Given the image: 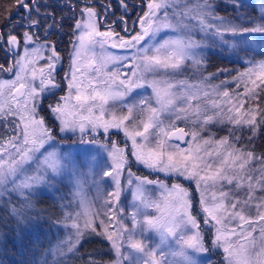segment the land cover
<instances>
[{"label":"snow or ice","instance_id":"6c2138e0","mask_svg":"<svg viewBox=\"0 0 264 264\" xmlns=\"http://www.w3.org/2000/svg\"><path fill=\"white\" fill-rule=\"evenodd\" d=\"M119 3L127 11L124 0H119ZM13 6L16 9L15 16L10 14L3 26H0V49L6 55L14 57V67L19 71L15 74V80L0 84V96H5L3 88H7V96L4 102L0 103V116L13 115L21 109L28 115L20 116L23 126L19 132L13 129L15 135L8 138L7 145L0 144V190L9 196L13 193L20 195L27 193L30 197L41 185L51 184L64 174L62 156L56 151L48 150L56 146L53 129L46 127L45 119L39 116L38 105L35 103L40 99L41 93L59 87L54 75L59 57L55 54L54 44L46 39L43 44L31 49L24 45L25 41L36 44L39 33L34 30L46 32L47 29L54 27L46 24L49 14L41 16L40 0H14ZM233 6L239 11L243 5L236 0ZM146 7L147 11L133 22L139 25L140 31L133 32L128 39L111 29L99 31L98 13L87 4L81 9V17L86 14L83 23L77 21L74 25L79 34L76 35L70 59L72 64L76 65L79 58L87 57V67L93 69L96 84L93 85L89 81L92 92L85 95L76 83V71H79V67L74 71L70 66L65 79L68 80L70 90L76 89L74 99L80 108L90 100L96 103L87 109L89 116L81 117V122L69 120L67 117L70 113L60 104L50 106L54 119H59V132L84 133L86 126L82 121L87 120L88 130L91 131L103 129L106 133L109 129H122L132 141V150L127 155L124 149L115 145L109 150L112 164L103 175L111 178L112 190L105 194L104 206L107 210L102 213L104 219H100L99 226L94 220L101 214L89 215L90 203L81 197L79 203L84 206V212L65 214L62 225L58 226L68 229L70 234L63 240H58L57 244L49 249L43 264H49L48 255L53 256V264H63V261L55 257L75 254L87 232L110 242L117 257L115 264H124L126 260L129 264H207L206 254L210 248L205 244L206 235L201 232V223L211 225L213 221L216 234L208 243L214 248H222L225 254L223 264H264V227L261 228L262 241L258 251L254 243L249 245L238 243L240 240H249L252 231H255L254 227L247 236H244L242 224L238 225L241 228L240 233L236 232L235 227L223 231L219 227L224 219L243 221L251 227L256 221L245 213L251 212L253 208L257 211L264 209V155L256 156L253 151L242 150L233 143L240 140V137L234 134L235 127L239 129L247 127L254 135L259 128L264 127V113L258 111V105L245 108L247 100L237 99L236 103L232 104L228 91L221 92L219 85L209 83L216 77L215 73H210L207 77L202 76L199 84L174 79L184 71L185 62H190L197 71L204 66L205 60L197 55L196 50L206 45L202 40L193 38L194 32L203 34L213 43H216L218 38L221 46L230 48L237 55L240 52L247 54L254 51L256 43L260 42L259 54L264 55V2L258 9V16L250 18L237 15L235 19L217 15L214 0H197L194 4H189L186 0H148ZM16 17H19V20H16ZM192 20L196 21L195 25L191 23ZM121 22L125 24L122 30L127 34L129 31L127 21L121 18ZM165 31H171L176 35L156 41V37ZM146 38L156 42L142 45ZM110 41L113 49H136V54L131 57L105 54V46ZM97 48L101 53L99 57ZM45 49L51 51L52 55L47 57L46 69L42 66L37 70L35 60L42 58L41 52ZM109 63L124 65L129 71L105 72ZM249 63L253 67L245 73L238 74L236 79L239 81L246 78L251 87L245 88V95L250 94L252 99H259L257 89L264 91L261 87L264 85V60L253 59ZM28 65L32 67L29 68ZM3 69L4 66L0 65V70ZM254 69H258V72ZM8 71H12V68ZM25 72H30L29 78L20 75ZM37 74L40 77L38 85L34 84ZM143 88L151 89L156 106H153L152 98L128 100L135 89ZM213 92L218 98H228L231 106L227 107V113H231L230 115H222L224 106L211 98ZM201 94L206 103L203 106L199 103L193 106L192 101L199 100ZM71 98V94L62 97L65 102ZM109 102H112L110 111L105 107ZM5 104L8 105L7 108L4 107ZM92 107L99 108V114L95 117L92 116ZM118 107L126 111L118 113L116 111ZM106 111L108 119H105ZM163 114H167L166 118L169 120L173 117L175 120L194 117L193 123L198 126L197 130L185 132L174 123L165 126L164 119L161 118ZM209 124L234 126L228 130L229 136L215 141L225 149L224 154L220 151L214 154L205 153L210 158L215 155L218 160L205 161L199 154V149L193 153L189 149H181L179 144H168L170 150L165 151L166 142L173 137L177 141L183 140L185 136L196 140L200 135V129ZM150 135L153 137L155 147L146 149L145 142L149 140ZM138 137L141 138L140 143H137ZM203 143L208 144L210 141L204 140ZM185 152L188 154L185 155ZM129 156L149 168L176 173L194 182L197 189L201 185L205 189L216 188L219 185V191L211 192V203L201 196L200 211L204 215L198 219L197 215L193 214V198L186 189L177 184L169 191L161 182V188L167 192V196H164V192L161 193L164 196L162 205L160 202L144 198V186L153 184L154 181L146 178L141 180L137 177L135 202L130 213L132 227L129 229L124 223V208L119 207L123 191L121 177L126 166L129 168V179L126 183L129 186L133 184ZM225 184L231 186V191L224 190ZM241 189L244 190L243 200L237 196ZM257 191L260 193L259 196L256 195ZM173 192L176 193L174 198ZM225 201L229 203L226 205ZM253 201L256 203L253 204ZM25 207H30L28 200L25 201ZM66 207L71 208V200ZM149 208L155 209L158 215L147 214L146 210ZM220 212L225 215L218 216L217 213ZM11 214L18 222L25 218L23 209L16 206L11 208ZM258 220L264 221V214L259 215ZM98 227L101 230L98 231ZM148 232H155L159 236V242L151 247L146 242L145 234ZM230 236H236L237 240H230ZM125 244L135 253L142 255L135 261L131 260L121 251ZM197 254L201 255L198 257Z\"/></svg>","mask_w":264,"mask_h":264},{"label":"rangeland","instance_id":"374dc122","mask_svg":"<svg viewBox=\"0 0 264 264\" xmlns=\"http://www.w3.org/2000/svg\"><path fill=\"white\" fill-rule=\"evenodd\" d=\"M215 1H220L221 3V4H215V7L217 9L216 14L219 16L232 18V19H235L237 15L250 17L248 15L249 13L248 7L255 4L257 6V12H258V9L261 8L262 2H264V0H239V2L243 6L239 8V11H237V8L233 6L234 3H236V0H215ZM186 2L189 4H194L197 2V0H186ZM146 3H148V0L146 1ZM225 7L227 8L225 9ZM223 9H225L226 12H223ZM227 12H229V14H226ZM7 17H5V19H2V23L0 26H2L6 22ZM185 22L188 23L189 21H185ZM191 23L195 25L196 21L192 20ZM98 26H99V31L109 30L107 29L106 26H101V25ZM78 34L79 32H77V35ZM174 35H176V33H173L171 31H165L156 37V41H159L162 38H166L167 36H174ZM193 38L197 40H202L206 45L205 47L196 50L197 55L199 57H203L204 60H206L208 54L211 51H214L222 56H225L226 60L231 63L230 65L225 66L223 68H218L213 72H207L204 70L205 63L203 68L200 71H197L195 68L191 66L190 62H185L183 66L184 71H182L177 76H175L174 79L177 81H181V80L188 81L191 84H199L201 82L202 76L207 77L210 73H215L216 77L211 79L209 83L211 85H219L220 86L219 90L221 92L225 90L228 91L232 104H235L237 99L247 100V103L245 104V108L255 107L258 105V111L261 113L262 109L264 110V100L261 99V103H260L258 99H252L250 94L246 96L245 88L251 87V84L247 81L246 78H242L239 81H237L236 79L238 74L245 73L250 67H253V65L250 64L249 61L253 59H255V61L264 60V55H258V53H261L260 42L256 43L254 47V51H249L247 54L244 52H240L237 55L234 54L230 48L226 49L225 47L221 46L218 38H216L217 42L213 43L211 39L206 38L203 34L195 33V32L193 34ZM156 41H151L146 38V41L142 42V45L146 46V44L155 43ZM100 54L101 53L97 48V57H99ZM105 54H114L118 56L127 55L131 57L136 54V49H131V50L127 49L121 52L112 49L106 45ZM108 71L128 72L129 68L124 65H115L109 63L105 72ZM254 71L258 72V69H254ZM259 83L260 82L257 80V84ZM261 87L264 88V85H261ZM205 90L212 91V89L210 88H205ZM257 92L258 93L260 92L259 88L257 89ZM70 94L72 97L75 96L72 89L67 94V96H69ZM140 98H152L153 106H156L150 88L135 89L132 92L131 96L128 97V100H132V99L139 100ZM211 98L213 100H217L218 103L223 104L224 111L222 112V115L231 114V113H227V107L231 106L228 103V98H224V97L218 98L215 95V92H213ZM73 103L74 102H70L69 100L65 103L58 102V104H60L62 107L65 108L66 112L70 113V115L67 117L69 120L74 119L77 122H81V117L89 116V112L87 111V109L96 102L91 100L88 101V103L85 104L84 106L83 112H80L82 108L79 111H74L75 108ZM198 103L201 104L202 106L204 103H206L202 94L199 100L192 101L193 106H195ZM111 106H112V102H109V105L105 107L107 110L110 111ZM210 108L211 106L209 105V109ZM116 111L118 113H123L126 110L118 107ZM98 114H99V108L92 107V116L95 117ZM209 114H211V110ZM166 116L167 114H163L161 116V118L164 119L165 126H167L169 123H174L177 126L183 127L184 130L187 132L197 130L198 126L193 123L194 117L190 116L187 120H175L173 117L171 120H169L166 118ZM105 119H108V111L105 112ZM54 120L55 122H54V126L52 125L53 126L52 129H53V135L55 137L54 142L56 146L55 148H48V150L56 151L62 156L64 163V174L61 177H58L56 180L52 181L51 184L41 185L38 189L34 191L36 192V194L38 193L49 194L50 196H52L53 198L57 199V201L60 202V206L62 209V217L58 222L55 223V227L57 228L58 233L55 236V241L53 242L51 248L57 244L58 240H63L66 235L70 234L68 229L62 226H58V225H62L65 214L69 212H84L85 210L84 206L79 203L81 197H83V199L86 202L90 203L91 211L89 215H91L92 213L101 214V215H97L94 220L95 224L99 226L100 219H104L102 213H104L107 210L106 207L104 206L105 194L112 190L111 178L105 177L103 175V173L106 170H108L110 168V165L112 164V159L109 150L113 145L121 149H124L125 155H127L132 150V141L124 133L122 129H109V131L106 133L103 132V129H97L96 131H91L88 130V121L83 120L82 122L86 126V131L84 133H80L79 131L75 133L59 132V123H60L59 119H54ZM230 128H234V126L229 124L206 125L203 129H200V135L197 137L196 140H191V138L187 136L185 143L183 145L182 144L180 145L179 143L171 140L167 141L165 144V151L170 150L168 148V144H179V147L181 149H189L193 153H195L196 150L199 149V154L204 157L205 161L218 160V157H216L215 155H213L210 158L207 155H205V153L212 152L214 154L216 151H220L221 154H224L225 149L219 146L217 143H215V141L223 137L229 136L228 130ZM243 129L246 130L248 128L244 127ZM243 129H239L238 127H235L234 134L238 136L237 133H239ZM204 140H209L210 143L204 144L203 143ZM239 141H233V143H235L236 147L241 148L242 150H247L242 143H239ZM140 142H141V138L138 137L137 143ZM45 147L47 148L48 145L46 144ZM152 147H155V143L153 137L150 135L149 140L145 142V148L147 149ZM253 152L255 153L256 156H260L259 153L255 151ZM184 154L187 155L188 152H185ZM128 159L131 165L130 171L132 173L131 178L133 180V184L129 186L126 183V181L129 179L128 176L129 168L126 166L121 177L123 191L121 193L119 207L124 208V223L129 229L132 227L130 223V213L133 211V204L135 202L134 193H135V184L137 182L136 181L137 177H139L141 180L146 178L147 180L154 181L153 184H148L144 186L145 187L144 198L149 201L160 202L162 205L164 203V196H167V192H165L164 189L161 188L160 186L161 182L167 186L169 191L172 190L173 185H177V184L180 185L181 188L186 189L189 193V196L193 198L192 199L193 210L197 208L195 204L200 205L199 201L201 200L202 195L204 196L205 200L208 203H211V195H210L211 192L219 191V185H217L216 188L210 187L207 189H205L203 185H201V187L197 189L196 184L194 182L189 181L186 178L176 173L162 172V171H158L157 169L149 168L144 164L136 162L134 158H132L131 156H129ZM33 167H35V164H33ZM215 167L216 165L214 164V168ZM226 171H228L227 168ZM224 190L231 191V186L225 184ZM2 192L3 190H0V193ZM162 192H164V196L161 195ZM77 193H79L80 195H77ZM175 195L176 193L173 192V198L175 197ZM256 195L257 196L260 195L259 191L256 192ZM20 196H24V195H20ZM237 196L239 199L243 200L245 198L244 190L243 189L239 190ZM69 200H71V208L66 207L69 203ZM225 203L227 205L229 201H225ZM252 203L255 204L256 201H253ZM146 211L147 214L149 215H158L156 210L153 208H149ZM193 214L197 215V217L200 215H201L200 217H202L204 215L202 212L197 213L195 211H193ZM261 214H264V209H260L259 211H257L255 208H253L251 212L245 213L246 216H250L256 221L251 227L249 226V224L236 219H232V220L224 219L222 220V225L219 227H221L222 231L224 229L230 230L231 228L235 227L236 232L240 233L241 228L238 227V225L242 224L244 236H247L248 232L251 231V228L254 227L255 231H252L251 238L249 240H240L238 241V243H244L246 245H249L250 243H254L255 249L258 251L262 241L261 228L264 227V221L258 220V216ZM217 215L223 217L225 213L220 212L217 213ZM200 217H198V219ZM81 223H83V218L81 219ZM205 226L206 225L201 223V232L202 234L206 235V239H205V244H206L208 243L207 240H209L210 238L208 236V233L210 232L208 231H211L212 233L211 235V240H212L216 234L215 233L216 226L214 221L210 225L211 228ZM97 230L99 231L101 230V228L98 227ZM145 237L147 238L146 242L149 244L150 247L159 242V236L155 232H148L145 234ZM229 239L232 241H236L237 237L230 236ZM108 249L113 253V259L110 260L109 263L107 264H115L117 257L114 250L111 247V244L108 245ZM219 250L220 248H214L213 246L210 247V251L206 254L207 264H223L225 259V254L223 253L222 255L223 258H220ZM121 251L124 255L129 256L130 259L133 261H135L137 257L142 255L139 253H135L134 250L130 249L127 244H125L122 247ZM199 255L201 254H197L198 257ZM220 259L223 261L221 262ZM124 264H129V261L127 260L124 261Z\"/></svg>","mask_w":264,"mask_h":264},{"label":"flooded vegetation","instance_id":"af4514ba","mask_svg":"<svg viewBox=\"0 0 264 264\" xmlns=\"http://www.w3.org/2000/svg\"><path fill=\"white\" fill-rule=\"evenodd\" d=\"M146 1L147 0H124L125 4H127L126 11L119 3V0H40V4L42 5L40 9L41 16L45 13L49 14L46 19V24L54 25V27L47 29L46 32L39 29L34 30L39 33V38L37 39L36 44H31L25 41L24 45L31 49L43 44L46 39L48 42L54 44L55 54L59 57L58 62H56V71L54 73L55 81L59 87L41 93L40 99L35 102L38 105L37 112L39 113V116L45 119L46 127L52 129L55 122L54 113L51 112L50 106L55 107L58 102L65 103L62 97H66L71 91L68 88V80L65 79V76L69 73L70 66H72V70L74 71L76 70V67H79V71H76V83L84 91L85 95L92 92V88L89 87V81H91L93 85L96 84V77L93 73V69L87 67V57L82 56L79 58L76 65H73L72 60L70 59L77 32H79L74 25L77 21L83 23V20L86 18V14L84 17H81V9H83L86 4L87 6L93 7L98 13V25L106 26L107 29H111L112 31L119 33V35L123 36L125 39H128L130 34L140 31L139 25L134 24L133 22L147 11ZM15 11L16 9L13 7V16H15ZM121 18H123L124 21H127L126 26L129 30L127 34L122 30L125 27V24L121 22ZM16 20H19V17H16ZM107 46L112 48L111 41ZM115 50L122 52L127 49L115 48ZM50 55H52L51 51L47 49L43 50L41 52L42 58L35 60V68L38 70L43 66L46 69V60ZM0 65L4 66V69L0 70V84H3L5 81H13L16 79L15 74L19 69L14 67V57L6 55L2 49H0ZM28 67L31 68L32 65H28ZM9 68H12V71H8ZM20 75L24 78H29L30 72L20 73ZM39 79V74H37L34 84L38 85ZM72 90L75 95L76 89ZM3 91L5 96H0V103H3L7 96L6 87L3 88ZM69 101L74 102V111H79L81 109L77 105L74 96L69 99ZM4 107L7 108L8 105L5 104ZM83 110L84 107L80 112H83ZM21 115L27 117L28 113L23 112L21 109L13 115L0 116V144L6 145L8 138L15 135L13 129H15L16 132L20 131L23 126V121L20 120ZM18 125L19 127H17Z\"/></svg>","mask_w":264,"mask_h":264},{"label":"trees","instance_id":"16d2710c","mask_svg":"<svg viewBox=\"0 0 264 264\" xmlns=\"http://www.w3.org/2000/svg\"><path fill=\"white\" fill-rule=\"evenodd\" d=\"M214 3L221 4L220 1L215 0ZM13 5L14 0H0V25L2 19L12 15ZM225 9L223 12H226ZM248 9L250 17L258 16L255 4L249 6ZM258 55L260 54L258 53ZM230 63L225 56L211 51L205 60L204 70L213 72L218 68L230 65ZM261 99L264 100V91L263 93L259 92L258 101L260 103ZM261 113H264L263 109ZM237 134L240 137L239 143H242L247 150L264 155V127L259 128L254 135L250 133L249 129H243ZM26 200L29 201L30 207H25ZM195 205L197 208L193 211L201 213L200 205ZM13 206L23 209L25 218L22 221L18 222L17 218L11 214ZM61 217L60 202L49 194L34 192L29 197L28 194L20 196L13 193L9 196L7 193H0V264H43L45 254L49 252L58 233L55 223ZM205 227L211 228L210 225ZM208 232H210L208 236L211 240L212 233ZM109 243L103 237L87 232L75 254L70 253L64 257L57 256L55 259L63 261V264H107L113 259V253L108 249ZM206 245L209 248L212 247L209 243ZM219 253L220 258H223L221 248ZM47 260L49 264H53L54 258L52 255H48ZM220 261L223 260L220 259Z\"/></svg>","mask_w":264,"mask_h":264},{"label":"water","instance_id":"95a60500","mask_svg":"<svg viewBox=\"0 0 264 264\" xmlns=\"http://www.w3.org/2000/svg\"><path fill=\"white\" fill-rule=\"evenodd\" d=\"M178 127H180V126H178ZM180 128H183V127H180ZM183 129H184V128H183ZM184 131H185V130H184ZM185 132H187V131H185ZM177 135H179V133H177ZM186 137H187V136H185L183 140H179V141H177V140L173 137V139H172L171 141H174V142H177V143L183 145V144L185 143Z\"/></svg>","mask_w":264,"mask_h":264}]
</instances>
